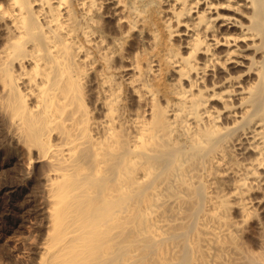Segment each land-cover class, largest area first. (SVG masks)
<instances>
[{
  "label": "bare ground",
  "instance_id": "1",
  "mask_svg": "<svg viewBox=\"0 0 264 264\" xmlns=\"http://www.w3.org/2000/svg\"><path fill=\"white\" fill-rule=\"evenodd\" d=\"M0 140L32 264H264V0H0Z\"/></svg>",
  "mask_w": 264,
  "mask_h": 264
},
{
  "label": "rangeland",
  "instance_id": "2",
  "mask_svg": "<svg viewBox=\"0 0 264 264\" xmlns=\"http://www.w3.org/2000/svg\"><path fill=\"white\" fill-rule=\"evenodd\" d=\"M6 144L0 143V264H32L39 260L47 235L46 224L40 220L42 167L36 162L32 169L26 156ZM28 169L33 170L31 174Z\"/></svg>",
  "mask_w": 264,
  "mask_h": 264
}]
</instances>
